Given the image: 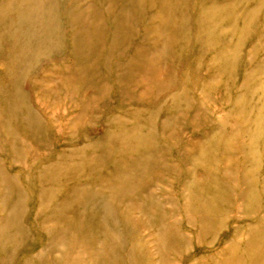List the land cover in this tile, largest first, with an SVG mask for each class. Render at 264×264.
<instances>
[{
    "label": "rangeland",
    "instance_id": "obj_1",
    "mask_svg": "<svg viewBox=\"0 0 264 264\" xmlns=\"http://www.w3.org/2000/svg\"><path fill=\"white\" fill-rule=\"evenodd\" d=\"M263 67L264 0H0V264H49L51 236L55 264H264V206L214 233L223 212L200 228L186 190L210 143L264 120ZM102 138L107 154L85 147ZM211 152L242 189L241 153Z\"/></svg>",
    "mask_w": 264,
    "mask_h": 264
},
{
    "label": "bare ground",
    "instance_id": "obj_2",
    "mask_svg": "<svg viewBox=\"0 0 264 264\" xmlns=\"http://www.w3.org/2000/svg\"><path fill=\"white\" fill-rule=\"evenodd\" d=\"M91 14L92 12L87 11L84 16L88 17ZM126 15L130 17L128 13H126ZM84 16H82V14H77L73 17H69L68 22L70 24V28L72 30H75L76 22L79 18ZM95 16L96 15H94L93 17ZM15 17H18V15L16 14ZM78 35L81 36L82 34ZM76 41L77 37L76 35H74L70 40V46H74ZM124 68L126 72H128V70L132 71V69H134L133 62L131 60H127V63H125ZM118 71L119 75L116 77L118 79H123L127 75L125 74V71L121 72L120 69H118ZM256 90H258V87ZM251 114L253 113L251 112ZM254 119L256 120L258 119V117L255 116ZM254 119L248 120L247 118H244L243 125L247 126H241L237 129H235L238 126L237 124H235V127L232 126V129H234L235 134L233 131H231L230 135H224V140L222 142L215 141L213 143H210L211 145H213V149L207 151V153L204 154V157L200 159L201 165L199 166L202 169V176L198 178L196 177L195 181H191L186 188L187 193L193 195L195 197V200L199 203H190L189 208L195 210L199 214H203V216L207 218L206 219L205 217H203L200 220V228H203L202 224L208 221L212 222L214 218L217 219L219 216L218 214L223 212L221 217L218 218L220 219V221L216 222L213 226L214 233L219 232L224 227V221L229 219V217L231 216L229 215L230 209L234 210L235 213H237L236 215L239 219H249L250 217H252V214L256 213L257 210L260 209V207L264 206V197L261 199V196H264V183L262 181L264 180V171L259 168V159H261L259 156L264 157V120L262 119L260 123H256ZM239 131H242L241 135L238 133ZM233 144H236V146L232 149L231 145ZM114 145L115 143L111 138H102L101 141H91L85 147L89 149L103 151L105 154H107L108 151L111 150ZM217 149L219 151L221 149L222 153L225 151H229V149L241 153L242 164L239 163V168L236 166L237 170L235 171V175L236 179H239L240 185L243 186V188L238 190V192H234L231 189H228L226 184L223 182L225 179L229 178V176L232 174V171L220 170L215 167V158L212 155L211 151H214L215 153ZM203 153L204 152H202L201 155H203ZM81 159L82 158L80 157V160ZM126 159L130 162V164L135 163L137 161V158L134 156L127 157ZM80 160L71 159L69 162L70 164H72L71 168L60 169L61 174H70L71 172L77 170L78 166H81V163H79ZM124 164V167L126 168L130 166L127 162H125ZM88 165L90 166L92 164L88 163ZM112 165L114 167V172L113 174H109L108 177L111 178L107 180L108 182H106V184L112 182L113 176L119 167H117L116 163H112ZM121 172L123 174L125 173V171ZM122 177H126V174H124ZM259 180H261V183L259 182ZM37 192L39 194H37ZM37 192L36 204L39 203V205H37V214L35 213V215H37L36 217L40 216L41 219L43 218L42 226L47 224V230H49L50 235L55 234L57 232L58 226V219L56 215L60 217L61 214L60 206L50 207L49 204L50 197H53L55 202V193L46 195L44 189L40 186L38 187ZM57 193L60 195L61 191H57ZM237 196L241 201L242 207H239L238 204H235V201L231 200L233 198H237ZM92 207L95 208V205L92 204ZM46 212H48L49 214ZM94 217H96V214L94 215ZM96 219H98V217ZM61 221H63V219ZM49 222H51V225L48 224ZM98 223L99 221H97L95 224ZM71 224L72 222L70 223V225ZM79 226H83V222H80ZM237 230L238 229H236V231ZM40 231L42 234V227ZM74 231L76 232V228H74ZM105 232L106 226L103 230L102 235L104 239H106L104 235ZM172 236L173 234H171L169 238H171ZM51 239L52 236L49 240H47L45 245H43L39 249L35 257H37L39 260L42 258L45 262L49 264H55L58 256L54 254V252L56 251L57 244H53ZM47 253H50L51 256H49ZM260 255L261 250H257V258L260 257Z\"/></svg>",
    "mask_w": 264,
    "mask_h": 264
}]
</instances>
